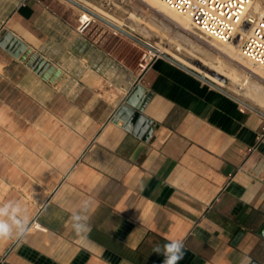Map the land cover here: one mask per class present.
<instances>
[{"label":"crops","instance_id":"1","mask_svg":"<svg viewBox=\"0 0 264 264\" xmlns=\"http://www.w3.org/2000/svg\"><path fill=\"white\" fill-rule=\"evenodd\" d=\"M81 16L67 0H0V35L28 44L20 58L0 46V204L28 221L0 239V264H163L154 249L173 240L178 264H264V115L159 57L141 127L126 128L113 116L139 60L108 29L80 34ZM40 53L59 76L28 65Z\"/></svg>","mask_w":264,"mask_h":264},{"label":"rangeland","instance_id":"2","mask_svg":"<svg viewBox=\"0 0 264 264\" xmlns=\"http://www.w3.org/2000/svg\"><path fill=\"white\" fill-rule=\"evenodd\" d=\"M79 1L109 17L116 23L133 30L134 33L149 43L162 49L164 53L176 57L180 61L183 60V62L202 72L215 83L238 95L256 108L264 111V100H262L264 99V77L238 64V58L234 59L228 56L220 51V49L213 46L214 44L208 43V41L202 39L193 31L181 27L162 11L158 9L155 10V8L150 7L142 0H106L107 2L103 6H100L94 0ZM100 1L102 2V0ZM103 2H105V0ZM70 4L72 3L70 2ZM72 6L76 7L82 14L84 13V10L76 5L72 4ZM92 26L94 31L97 30L100 32L103 29L112 31L118 37V47L124 46L123 41L126 42V47L132 48V56L136 61L141 55L148 53L147 48L135 43L131 38L125 36L99 18H96ZM144 32L149 34L146 35ZM205 62L217 64L219 68L229 72L233 80L237 79L247 82L249 89L253 91L255 95L250 100H246L243 97L245 93H242L243 90L232 87L233 85L231 83H233V80H229L228 83L230 84L222 85L216 76L206 75L203 67ZM230 85L232 86L230 87ZM245 108L247 109L248 107Z\"/></svg>","mask_w":264,"mask_h":264},{"label":"built area","instance_id":"3","mask_svg":"<svg viewBox=\"0 0 264 264\" xmlns=\"http://www.w3.org/2000/svg\"><path fill=\"white\" fill-rule=\"evenodd\" d=\"M160 1L171 10L188 15L192 23L203 33L211 36L223 44L233 42L239 29H241L246 22L249 23L250 27L241 41V54L253 64L264 68V0ZM257 2H261L259 9L255 7ZM95 21L96 17L94 16L92 19L87 21H84L82 17H80V24L77 27V31L83 35ZM150 50L152 49L147 48L148 53L141 55L138 59V67L136 71L133 72V85L138 83L144 86L143 78L145 72L157 58L163 57L156 51V55H152ZM42 56L49 60L45 55L40 53L39 56L31 59L32 61L30 62L34 63V61ZM244 107L247 106L243 104V108ZM262 138H264V124L262 125L261 132L258 135L259 140ZM36 222L38 221L34 219L32 223ZM38 224L39 229L46 230L41 223L38 222Z\"/></svg>","mask_w":264,"mask_h":264},{"label":"water","instance_id":"4","mask_svg":"<svg viewBox=\"0 0 264 264\" xmlns=\"http://www.w3.org/2000/svg\"><path fill=\"white\" fill-rule=\"evenodd\" d=\"M71 2L72 4L76 5L77 7L81 8L84 11H87L91 13L94 17L99 18L100 20L104 21L117 31L121 32L125 36L131 38L135 42L152 49L156 52H159V50L153 46V44L149 43L139 35L133 32V30H130L126 27L119 26L118 24L112 22L111 20L105 18L104 16L88 9L86 6H84L81 2L77 0H67ZM247 30L250 27L249 23H245L244 26ZM238 41V36H236L233 40V42ZM0 46L8 50L11 54H13L15 57L20 58L28 49V44L25 43L22 39H20L18 36H16L13 32L11 31H4L0 35ZM163 57L167 58L168 60L172 61L173 63L181 66L182 68L186 69L187 71L191 72L195 76L201 78L202 80H205L206 82L216 86L223 92L229 94L230 96L236 98L240 102H242L244 105L247 107L256 110L257 112L261 113L264 115V111H262L259 108H256L255 106L245 102L241 98L237 97L235 94L229 92L228 90L218 86L217 84L211 82L206 78V76L194 71L193 69L187 67L186 65L178 62L177 60L173 59L172 57L161 54ZM32 61V60H31ZM28 65L31 66V68L37 72L39 75H42L44 78H49L51 74H54L53 78L59 76L61 74L60 69H55L51 65V61L47 60L45 57H39L34 63L29 62ZM150 98L149 93L147 92V89L145 86L142 84H135L133 85L130 90L128 95L125 97L124 101L122 104L119 106V108L116 110L113 118L117 120H123L125 123V127L128 129H134L137 130L138 128L141 127V124L144 120V116L142 115V111L144 110L148 100ZM144 133H147L148 135L151 133L152 128L148 126L146 123L143 128ZM259 233L264 236V225L261 227L259 230ZM251 264H261L258 262H252Z\"/></svg>","mask_w":264,"mask_h":264},{"label":"bare ground","instance_id":"5","mask_svg":"<svg viewBox=\"0 0 264 264\" xmlns=\"http://www.w3.org/2000/svg\"><path fill=\"white\" fill-rule=\"evenodd\" d=\"M79 1V0H77ZM96 3H98L100 6H103L105 5V3L107 2L105 0V2H103L104 0H102V2L100 0H94ZM144 3L148 4L150 7L152 8H155L158 9L159 11H162L165 15H167L169 18H171V20L175 21L176 23H178L181 27H184L186 29H189L191 31H193L195 34H197L199 37H201L202 39L208 41V43L210 44H214L213 46H215L216 48L220 49V51L224 52L225 54H227L228 56L234 58V59H237L238 58V64L242 65L243 67H246L248 68L250 71H252L253 73L255 74H258L259 76L261 77H264V68L258 66V65H255L253 64L250 60H248L246 57H244L242 54H241V41L242 39L245 37L246 33H247V29L245 27H242L241 29H239L238 33L236 36H238V41L235 43V42H231V43H228V44H223L219 41H217L216 39L212 38L211 36L203 33L197 26H195L192 21L190 20L189 16L188 15H185V14H181V13H177L169 8H167L160 0H142ZM81 2V1H79ZM153 4H152V3ZM82 3V2H81ZM260 3L261 2H257L256 6L257 9L260 8ZM84 6H86L88 9L104 16L105 18L111 20L112 22L116 23L115 21H113L112 19H110L109 17L99 13L98 11L92 9L91 7H89L88 5L82 3ZM159 6V7H157ZM162 7V8H161ZM172 12V13H171ZM161 13V12H160ZM175 15H174V14ZM163 15V14H162ZM180 16V17H179ZM82 19L84 21H87L89 19H92L93 16L91 13L87 12V11H84V13L82 14ZM118 24V23H116ZM119 26H123V25H120L118 24ZM124 27V26H123ZM146 34V32H144ZM149 34V33H148ZM146 34V35H148ZM155 46V45H153ZM158 50H159V53L160 54H165V55H168L166 53H164L162 51V49H159L157 46H155ZM150 53L152 55H156V52L153 51V50H150ZM170 56V55H168ZM172 57L173 59L177 60L176 58H174L173 56H170ZM178 62H180L179 60H177ZM182 63V62H180ZM183 64V63H182ZM185 65V64H184ZM204 72H206V75L208 76H216V78L220 81V84H230L228 83L229 80H233L231 79V76H230V73L227 72V71H224L222 68H219L217 66V64H213L212 62L210 63H204ZM195 71V70H194ZM197 72V71H196ZM199 73V72H198ZM201 74V73H200ZM203 75V74H202ZM205 76V75H204ZM206 78L208 80H210L211 82L215 83L214 81H212L211 79H209L207 76ZM217 84V83H215ZM232 85H230V87H234V88H238L240 90H243L242 93L243 94V97L247 100H250L255 94H253V91H251L249 89V85L247 82L245 81H240V80H233V83H231ZM218 86L222 87L221 85L217 84ZM224 88V87H222ZM225 89V88H224ZM227 90V89H226ZM249 92H248V91ZM231 92V91H229ZM232 93V92H231ZM240 98V97H239ZM242 99V98H241ZM243 100V99H242ZM264 100V99H262ZM245 101V100H244ZM246 102V101H245ZM248 103V102H247ZM250 104V103H249ZM32 225H34L36 228H39V224L38 223H33Z\"/></svg>","mask_w":264,"mask_h":264},{"label":"clouds","instance_id":"6","mask_svg":"<svg viewBox=\"0 0 264 264\" xmlns=\"http://www.w3.org/2000/svg\"><path fill=\"white\" fill-rule=\"evenodd\" d=\"M22 211L20 204L15 201L0 204V239L22 238L26 235L28 221ZM82 219L80 215H73V227L78 234L87 230L80 222ZM154 251L164 255L163 264H178L184 255V245L181 241L173 240L163 247L158 245Z\"/></svg>","mask_w":264,"mask_h":264}]
</instances>
